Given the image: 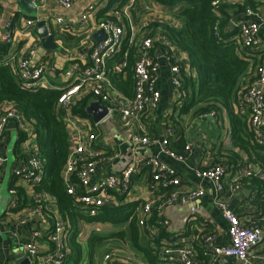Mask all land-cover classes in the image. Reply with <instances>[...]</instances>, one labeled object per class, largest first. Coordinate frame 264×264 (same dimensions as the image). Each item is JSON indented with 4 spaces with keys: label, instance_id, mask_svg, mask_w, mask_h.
I'll return each mask as SVG.
<instances>
[{
    "label": "crops",
    "instance_id": "1",
    "mask_svg": "<svg viewBox=\"0 0 264 264\" xmlns=\"http://www.w3.org/2000/svg\"><path fill=\"white\" fill-rule=\"evenodd\" d=\"M152 2L156 7V11L147 13V16L150 18H164L159 13L160 9L158 8L166 9V7L157 5L154 0ZM247 2H252L254 10L264 6V0H249ZM34 3L37 11L29 12L21 3V0H0V37L5 34L6 25L10 21H12L16 30L14 41L8 47L7 55L4 58L7 60L9 56L24 53L29 47H34L36 54L31 62L34 65L45 64L48 69L45 80L41 84L42 88L67 90L72 82L65 75L68 68L75 62H80L84 66H88L91 62V52L97 44L93 39V35L101 31L97 28L98 23L105 21L104 19L98 20L97 16L109 5L110 0H74L73 7L70 10L63 9L56 0H47L45 3H41V0H35ZM91 4L96 5V12L91 14L86 25L82 26L81 17ZM148 5H151V3ZM115 6L113 5V7ZM111 14L110 9L106 16H111ZM60 18L66 24L72 26L74 32L65 33L64 26L57 23ZM165 19L167 20L169 17H165ZM28 21H34L30 29L26 28ZM41 21H46L48 30L53 35L54 43L57 45L56 49L46 50L43 48L38 25ZM261 24L262 42L261 47L255 54L256 60L259 61L258 64L264 61V22L261 21ZM160 41L163 43L167 39L161 38ZM155 50L156 58L160 64L157 78L161 99L158 107L150 111L143 119L147 135L154 140L151 145L147 147L132 146L131 137L140 133L138 125L134 122L130 124L122 123L117 113L110 115L100 124H95L90 119L70 116L68 112L69 130L72 134L77 129L84 137L93 133L96 135V140L91 145V149L96 151L97 154V173L93 179L94 183L105 177L120 178L130 166L157 158L169 167L175 173V177L180 180L179 189L181 193L187 194L194 190H203L204 196L196 201L185 205L168 206L163 210V221L168 222L167 233L176 235V237L183 234L186 239L192 233L195 235L200 234V245H202L205 235H214L218 246H227L230 243L229 225L215 204V186L212 183L199 180L196 171L208 169L218 163V160L225 161L229 160V157H232L231 160L235 158L238 160L237 165L228 164V172L224 180V184L229 186L232 173L239 170L241 163L253 164L248 162L246 153L233 146L230 118L225 111L215 116L209 114L196 117L192 112L183 114L181 93L179 89L172 85L171 63L166 59L162 46L155 45ZM179 58L181 63L188 64L186 55L182 54ZM254 75L255 72L253 71L252 77ZM91 87L92 84L84 86L72 101L92 95ZM110 92L118 96L121 95H119L113 83ZM93 100H97L101 105H104L94 96L91 102ZM234 106L238 115L243 119L247 118V122H249L250 112L248 108L242 107L237 100ZM215 124L223 127L224 133L219 135V132H213ZM248 129L251 132L250 123ZM29 130V135L22 132L27 136L25 141L30 140L28 143L24 141L22 144H18L21 131L17 126L16 128H7L4 139L0 143V155L8 159L5 167L0 170V186L8 183L9 190L12 188L17 189L16 206L11 204L10 198L9 208L0 217V264H22L26 259L30 260V264H34V261L24 251L25 245L32 239L35 232L48 230L50 234L55 222L64 220L56 209V203L53 200L50 203L53 207H48L43 213L36 211V208L32 206L37 194L36 187L19 180L16 176V172L27 160L30 148L38 144L36 133L31 128ZM14 139H16L13 151L14 161L10 166L9 151ZM164 140L169 141L171 151L185 155L186 161H176L163 153L161 143ZM71 143L73 145V139ZM188 145H191V149L186 152L185 148ZM147 168L149 167H143L141 172L133 177V188L127 196L125 195L126 203L137 202L140 204V209L156 196H159L157 190L151 187L148 177L150 172ZM245 183L246 186L243 192H239L229 199L230 208L243 221L251 218L256 223L261 224L264 229V202L255 199L256 188L252 181L246 180ZM112 199L116 205L119 204L120 201L115 196ZM191 207L195 208L194 215L190 212ZM140 209L137 210L138 213H140ZM86 225L91 226L83 222L80 223L81 236ZM101 226H109L111 228L109 232L118 231L120 228L110 225ZM122 229L126 231L125 227ZM141 229V244L147 246L148 238L144 236L149 237V234H146L148 230L144 227ZM66 239L69 240V237L67 236ZM164 241L165 239L161 243L151 244L153 254L154 250L161 246ZM200 245H197L196 250L201 261L209 262L206 264H239L235 259L230 258H220L218 260H208L207 258L206 260ZM39 247L42 254L51 252L48 234L40 240ZM263 248L264 245L260 246L255 254L259 255ZM129 249L131 253L126 254L127 259H121L119 254L122 253L112 251L106 253V255L109 253L114 254L113 262H106L104 256L102 264H120L126 262V260H132L131 264H151L133 246H130ZM254 262L258 264V260H254Z\"/></svg>",
    "mask_w": 264,
    "mask_h": 264
},
{
    "label": "built area",
    "instance_id": "2",
    "mask_svg": "<svg viewBox=\"0 0 264 264\" xmlns=\"http://www.w3.org/2000/svg\"><path fill=\"white\" fill-rule=\"evenodd\" d=\"M47 0H41L45 3ZM63 9L70 10L73 7L74 0H56ZM249 0H214L212 3V13L215 16L220 15V9L223 5L243 6ZM96 5L91 4L81 17V25L85 26L89 16L96 12ZM133 33L129 45H138L139 57L134 66V96L133 98H122L112 94V82L107 75V61L114 55L119 53L124 39L127 38V23L118 24L112 20H105L98 23V29L103 31L106 39L96 44L91 52V62L88 66H84L80 62L73 63L65 75L71 79L69 89L59 99L56 112L62 108L68 107L72 99L77 96L84 86L92 84L91 92L93 96L109 109V116L117 113L120 120L124 124L132 122L138 125L140 133L133 135L130 139L134 147H147L151 145L152 140L145 131L143 119L147 114L156 109L160 103L161 92L158 89V73L160 64L155 55L154 40L145 37L138 42L135 41V29L131 18L127 16ZM264 22V6L254 10L248 7L242 13L235 14L230 20L231 27L238 31L236 40L243 47L257 52L261 47V31ZM57 23L64 26V31L74 32V28L65 23L63 19H58ZM34 21H28L26 28H31ZM15 28L12 21L6 25L5 34L0 37V45L11 46L15 37ZM218 35V27H216ZM36 48L37 46L34 45ZM163 53L171 63L172 85L177 89L181 88L180 67L174 64L169 57L166 49ZM36 54L34 47L21 54L9 56L6 61L11 63L15 70L21 85L30 90H37L42 87V82L47 74V66L45 64L34 65L31 60ZM124 64L116 67V71H122ZM256 80L254 84L238 95V103L248 108L250 112V129L254 141L258 146L264 147V61L256 66ZM185 96V93H182ZM215 116V113H211ZM108 116V117H109ZM68 117V115H67ZM69 118V117H68ZM16 123L17 128L21 132L29 135V126L24 120L21 113L14 108H6L0 111V143L4 139L9 123ZM29 139V138H28ZM73 145L69 154L65 179L67 183V191L69 195L76 196L81 191V207L84 213L90 216H97L99 209L106 205L117 206L113 202V196H127L133 188V177L139 174L143 167H151L152 182L151 187L157 190L159 196H156L152 201L146 203L138 213L139 225L147 229L152 242L158 239V232L155 226H152L148 221L153 216L154 209L158 210L159 225L163 226L167 231V221H163L162 212L168 206L185 205L196 201L204 196L203 190H194L190 193L183 194L180 191L181 182L175 177V173L163 164L159 159L153 158L139 165L130 166L120 178L105 177L94 183L93 179L97 173L96 151L91 149V145L96 140V135L90 134L84 137L79 130L72 132ZM30 140L25 141L28 143ZM191 145L186 146L185 151H189ZM161 151L176 161L185 162L186 156L177 154L169 149V141L164 140L161 143ZM8 159L0 155V170L7 164ZM46 161L40 155V147L38 144L30 148V153L23 166L16 172L19 180L30 184L34 187L40 185L45 175ZM228 172V166L225 161L218 160L208 169L196 171V176L199 180L212 183L215 186V204L224 219L229 225L228 235L230 243L227 246L220 247L216 243L214 235H205L202 245L200 242V234L188 235V239L184 238L183 234L169 235L161 246L154 250V255L167 264H206L209 262L201 261L197 253V245L201 246L205 259L218 260L220 258L235 259L239 264H255L254 260H258V264H264V248L257 255V249L264 245V229L261 224L256 223L249 218L246 221L240 219L230 208L229 199L239 192H243L246 186V180L254 178L264 182V170L251 164H242L235 173H232L230 185L224 184ZM77 181L80 191L72 183V179ZM173 187L174 191L169 196H161L160 187ZM11 204L16 206L17 189L9 190ZM257 195V194H256ZM255 195V199H256ZM264 195V193H263ZM45 194L36 195V202L40 204L36 211L43 213L47 206L42 205ZM45 201V200H44ZM190 212L195 214V208L191 207ZM258 215V214H256ZM66 222L58 220L49 234V231H37L33 234L32 239L25 245L24 251L30 257L34 264H64L66 253ZM48 234V240L51 243V252L42 254L39 242ZM185 239V241H184ZM201 240V241H202ZM114 254L105 256L106 262H113ZM120 264H129L122 262Z\"/></svg>",
    "mask_w": 264,
    "mask_h": 264
},
{
    "label": "trees",
    "instance_id": "3",
    "mask_svg": "<svg viewBox=\"0 0 264 264\" xmlns=\"http://www.w3.org/2000/svg\"><path fill=\"white\" fill-rule=\"evenodd\" d=\"M132 0H110L109 5L97 16L98 20H112L118 24L127 23V38L123 41L121 51L110 58L107 63V75L115 85L122 98L134 96V66L139 57L138 45H129L132 36L129 20L124 9L131 7ZM214 0H154L157 5L172 10L169 19L152 17L146 23L144 31H135V41L140 42L145 37L154 40V45L162 46L169 53L170 60L180 67L181 101L183 114L193 113L194 116H204L211 113L220 115L226 112L231 123L233 146L239 148L248 156V162L264 169V148L254 141L249 131L247 118L243 119L235 111L234 103L244 89L252 86L256 80L253 71L259 61L255 52L249 50L236 40L237 29L231 27L230 20L236 12L242 13L252 2L243 6L223 5L220 15L212 13ZM135 0H133L134 5ZM113 5L115 7H113ZM111 9V16H106ZM218 27V35L216 34ZM65 33H68L65 31ZM161 38L167 39L163 43ZM7 46L0 45V111L14 108L22 114L29 128L36 133V141L40 147V155L46 161L45 175L38 187L36 195L45 194L42 205L48 207L55 201L56 209L66 222V253L64 264H93L96 248L108 240L128 242L138 252H141L151 264H167L153 254L151 244L161 243L169 237L166 229L159 225L158 210L154 209L153 216L148 221L155 226L158 239L154 242L148 238V245L141 244V226L138 220L139 203L125 202L126 196H115L117 206L106 205L99 209L97 216L84 213L81 207V191L75 180L72 183L80 191L78 195L68 194L65 179L66 166L72 149V134L67 123V115L90 119L86 108L91 103L92 95L72 101L68 107L56 112L60 97L66 90L39 88L30 90L24 88L16 74L14 66L5 60ZM187 56L188 64L181 63L180 56ZM124 64L122 71L116 67ZM185 93V96L182 93ZM26 134L20 132L18 144L26 139ZM225 160V163L237 165V159ZM244 164V163H241ZM233 168V167H232ZM148 177L152 182V170ZM256 188V200L264 202V182L257 178L251 180ZM160 195L169 196L173 187L161 186ZM33 208H39L36 198ZM46 208V209H47ZM45 211V210H44ZM89 225H110L121 227L111 233L93 231L85 245L80 241V223ZM125 227L126 231L122 229ZM53 229V228H52ZM148 235V232L146 231ZM68 240V241H67Z\"/></svg>",
    "mask_w": 264,
    "mask_h": 264
},
{
    "label": "rangeland",
    "instance_id": "4",
    "mask_svg": "<svg viewBox=\"0 0 264 264\" xmlns=\"http://www.w3.org/2000/svg\"><path fill=\"white\" fill-rule=\"evenodd\" d=\"M151 3V5H148ZM156 5V4H155ZM153 7V9H152ZM158 8V7H157ZM159 13L163 15L164 17H170L172 15L171 9H162L158 8ZM124 13L131 18L132 24L134 26L135 31L139 29V31H144L146 27V23H148L147 13H151L152 11H156V7L154 6V3L152 0H135L133 5V0L131 1V7L127 6L124 10ZM213 132L218 133L219 135L224 133L223 127H219L217 124H215ZM212 132V133H213ZM211 133V134H212ZM218 135V136H219ZM218 138V137H217ZM16 139H14V142L10 145V151H9V165L11 166L14 161V147H15ZM9 202H10V195H9V189H8V183L5 185L0 186V217L4 214V212L9 208ZM84 231L82 233V236H80L81 243H86L87 239L89 238L90 234L93 231H97V233H111V228L108 226H101V225H91V226H84ZM121 229V227L119 228ZM132 246L128 242L123 241H116V240H108L103 245L96 248V253L94 254L93 264H102L103 257L106 256V253L117 251L121 255V259H127V255L131 253L129 247ZM127 254V255H126ZM126 262H129L131 264L132 260H126Z\"/></svg>",
    "mask_w": 264,
    "mask_h": 264
},
{
    "label": "water",
    "instance_id": "5",
    "mask_svg": "<svg viewBox=\"0 0 264 264\" xmlns=\"http://www.w3.org/2000/svg\"><path fill=\"white\" fill-rule=\"evenodd\" d=\"M35 0H21V3L29 12H36L37 8L35 6ZM39 33L42 39L43 48L46 50H53L57 48V45L54 43V37L49 32L46 21H41L38 23ZM93 39L98 44L106 39V36L103 31H99L93 35ZM86 113L91 117V120L95 124H100L109 116V109L101 105L97 100H93L89 106L86 108ZM7 128H16V123L11 122L8 124ZM249 194V192H248ZM22 264H30V260L26 259Z\"/></svg>",
    "mask_w": 264,
    "mask_h": 264
}]
</instances>
